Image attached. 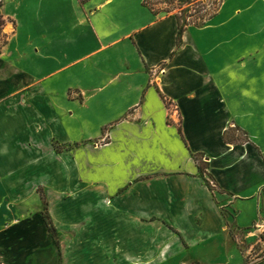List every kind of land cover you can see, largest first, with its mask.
I'll use <instances>...</instances> for the list:
<instances>
[{"label":"crops","instance_id":"0c3cea01","mask_svg":"<svg viewBox=\"0 0 264 264\" xmlns=\"http://www.w3.org/2000/svg\"><path fill=\"white\" fill-rule=\"evenodd\" d=\"M142 3L0 7L1 264H244L256 247L264 264V226L243 248L222 215L242 231L264 195V0H221L178 45Z\"/></svg>","mask_w":264,"mask_h":264},{"label":"rangeland","instance_id":"374dc122","mask_svg":"<svg viewBox=\"0 0 264 264\" xmlns=\"http://www.w3.org/2000/svg\"><path fill=\"white\" fill-rule=\"evenodd\" d=\"M5 1V2H4ZM34 0H0V7L4 6L5 13L7 14H17L18 19L21 15H23L24 6H30L31 2L33 3ZM220 0H143V5L146 6L149 10L153 13H158L162 16H173L179 22L181 26L189 24L190 26H197V24H201L204 19L210 17L212 14L211 12L217 7ZM4 4V5H3ZM4 18H0V26L2 29L0 30V47L4 40L8 37L10 32L8 31V27L4 29V25L6 20ZM6 26V25H5ZM239 137V136H238ZM233 136L235 140L241 141L240 138ZM54 148L56 150H60V146L54 144ZM39 196L43 197L40 190L37 191ZM44 199V197H43ZM28 210H34L36 207L35 203L28 202L27 204ZM222 215L226 219L227 225L231 231L237 232L240 234V238H242L246 234H252L251 238L248 243L237 242L243 248L247 246H255L257 242V238L255 237V233L257 230L261 229L264 226V195L262 196V201L258 205V213H257V220L248 228L243 229L242 231H236V228L232 224V220L234 218L233 214L227 209H222ZM233 234V232H231ZM232 238H236V236L232 235ZM261 238L263 236L261 235ZM259 245V244H258ZM241 252H244L242 248H240ZM261 257L260 251L255 248L249 254L248 258L245 260L244 264H253ZM1 264V262H0Z\"/></svg>","mask_w":264,"mask_h":264},{"label":"trees","instance_id":"16d2710c","mask_svg":"<svg viewBox=\"0 0 264 264\" xmlns=\"http://www.w3.org/2000/svg\"><path fill=\"white\" fill-rule=\"evenodd\" d=\"M183 28L184 27L181 26L179 24V22L177 21V35H176V44L177 45L180 42V37H181L182 31H183ZM1 29H2V26H0V30ZM5 43H6V39L4 40V42L2 43V45H4ZM225 140H227V139H225ZM198 169L201 171V173L204 172L203 171L204 170L203 166L201 164H199V163H198ZM205 183H206V185H208V187H210L208 181L205 180ZM40 198H41V200H44L42 196ZM41 217H42V220H43V222H44V224L46 226V229H47L48 233L50 234L51 238L54 240L55 245L57 247H59V244H58V241H57V236H56V231H55L54 227L51 224V221L49 219L48 213L46 211V204L44 203V201H43V210L41 212Z\"/></svg>","mask_w":264,"mask_h":264},{"label":"built area","instance_id":"2783aa9c","mask_svg":"<svg viewBox=\"0 0 264 264\" xmlns=\"http://www.w3.org/2000/svg\"><path fill=\"white\" fill-rule=\"evenodd\" d=\"M220 1H219L218 5L220 4ZM218 5H217V7H218ZM217 7L214 9V11L211 12V14H213L216 11Z\"/></svg>","mask_w":264,"mask_h":264}]
</instances>
